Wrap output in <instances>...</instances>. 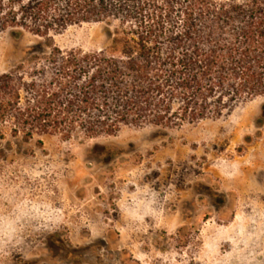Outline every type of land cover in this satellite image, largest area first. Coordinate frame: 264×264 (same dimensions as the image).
I'll return each mask as SVG.
<instances>
[{"label": "rangeland", "instance_id": "obj_1", "mask_svg": "<svg viewBox=\"0 0 264 264\" xmlns=\"http://www.w3.org/2000/svg\"><path fill=\"white\" fill-rule=\"evenodd\" d=\"M116 25L0 32V75L28 71L39 43L104 47ZM263 104L83 143H25L0 119V264H264Z\"/></svg>", "mask_w": 264, "mask_h": 264}, {"label": "trees", "instance_id": "obj_2", "mask_svg": "<svg viewBox=\"0 0 264 264\" xmlns=\"http://www.w3.org/2000/svg\"><path fill=\"white\" fill-rule=\"evenodd\" d=\"M114 22L104 47L39 43L28 71L0 75V119L14 137L172 130L264 98V0H0V32L12 36Z\"/></svg>", "mask_w": 264, "mask_h": 264}]
</instances>
